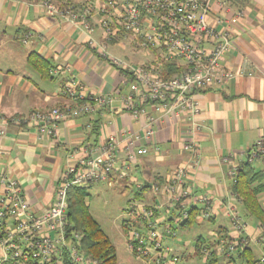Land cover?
Listing matches in <instances>:
<instances>
[{
    "label": "built area",
    "instance_id": "obj_1",
    "mask_svg": "<svg viewBox=\"0 0 264 264\" xmlns=\"http://www.w3.org/2000/svg\"><path fill=\"white\" fill-rule=\"evenodd\" d=\"M213 0H41L46 12L72 23L85 34L86 45L122 72L121 84L111 93H95L76 74H69L60 93L68 102L47 110H34L20 116L3 117L8 123L34 125L47 135L56 136L58 125L68 118L83 115L105 116L127 112L143 122L139 130L124 129L110 134L101 144L76 161L69 163L56 188L50 207L36 212L19 180L0 170V264H98L83 247L84 234L69 221L68 201L72 187L88 183H103L110 187L118 171L127 179L133 163L148 154L161 123L167 117L187 119L190 135L184 141L186 160L179 164L167 181L150 185L143 182L138 189L149 187L153 203L131 200L121 227L130 252L152 264H184L181 256L171 252L166 241L178 238L175 223L189 219L193 201L202 204L201 217L210 218L211 198L196 195L190 175L200 163V146L196 139L201 124L197 92L223 85L235 73L222 66L225 53L235 48L230 25L237 24L243 11L234 14L228 24L217 28L209 15ZM100 30V36L96 35ZM32 34L28 32L27 42ZM124 40L138 49L152 52L151 60L134 64L112 53L111 44L123 46ZM182 68L171 78H164L163 63ZM70 71L68 67L66 69ZM58 72V69L51 70ZM7 124V125H6ZM0 128V135L5 134ZM74 153L70 154L73 158ZM264 162V136L258 137L248 152L244 164ZM240 166L229 175L237 181ZM239 195L229 197L225 215L230 229L228 238L218 236L202 247L207 258L216 250L227 264H234L236 253L250 246L246 235L247 221L240 210ZM180 214L171 222L173 210ZM164 210V211H163ZM256 242L262 243L256 264H264V226Z\"/></svg>",
    "mask_w": 264,
    "mask_h": 264
},
{
    "label": "crops",
    "instance_id": "obj_2",
    "mask_svg": "<svg viewBox=\"0 0 264 264\" xmlns=\"http://www.w3.org/2000/svg\"><path fill=\"white\" fill-rule=\"evenodd\" d=\"M40 1L0 0V128L6 130L0 135V170L21 182L32 208L38 213L52 205L67 165L83 157L86 148L101 144L112 133L139 130L143 125L141 120L121 111L65 119L58 125L56 136L42 133L34 125H4L3 117L67 103L60 88L69 74H76L87 90L95 93L114 92L121 84V70L86 45L84 32L48 14ZM238 11H243L244 16L237 24L230 25L236 46L221 61L235 77L196 94L201 124L196 139L201 159L189 178L195 194L206 193L212 201L210 218L200 216L196 222L201 231L193 232L194 243L199 237L213 240L222 233L235 235L225 215L228 198L238 195L229 172L234 166L244 165L254 141L264 136V0H213L209 19L217 28H222ZM28 32L32 37L24 42ZM100 33L96 30L97 36ZM32 53L45 57L51 70L58 69V72H51L48 77L41 75L29 63ZM68 67L70 71L66 70ZM187 126L185 116L177 122L167 117L159 125L149 153L133 163L131 176L120 179L115 171L112 187L134 189L129 202L153 203L152 190L148 186L139 190L138 184L165 183L171 172L186 160L183 147L184 140L190 137ZM251 165L264 172V162L256 160ZM262 194L259 199L264 208ZM193 206L202 209L196 200ZM240 210L247 221L249 247L257 244L261 250L262 243L256 242L262 235L261 227L246 214L242 204ZM166 245L181 256L184 264L185 260H193L195 245L192 246L191 238L169 239ZM238 255L239 252L235 257Z\"/></svg>",
    "mask_w": 264,
    "mask_h": 264
},
{
    "label": "trees",
    "instance_id": "obj_3",
    "mask_svg": "<svg viewBox=\"0 0 264 264\" xmlns=\"http://www.w3.org/2000/svg\"><path fill=\"white\" fill-rule=\"evenodd\" d=\"M101 57V56H100ZM30 65L43 76H50V62L39 54L32 53L29 56ZM162 74L164 78L181 72L182 68L173 63H163ZM98 121V120H97ZM148 187H145L147 189ZM233 189L242 199V205L246 214L259 226H264V208L260 202V195L264 192V172L256 170L251 164H244L239 171L237 181L233 185ZM141 196L144 193H139ZM139 195L138 198L141 196ZM88 193L85 187H72L69 190L68 201V217L73 228L84 234L83 247L84 250L93 258L98 260V264H118V254L115 244L111 238L103 230L100 223L93 217L86 197ZM180 214L179 211L173 210L169 216V220L174 222L175 217ZM201 216L199 207H191L189 219L180 224V227H188L194 225ZM221 236L228 238L227 233H222ZM215 241V239H213ZM212 238L199 237L195 244V256L204 258L207 264H216L220 259H224L223 255H218L216 250L210 257H205L202 252V247L210 245ZM254 251L251 247H246L239 252L237 257L233 258L234 264H256Z\"/></svg>",
    "mask_w": 264,
    "mask_h": 264
},
{
    "label": "rangeland",
    "instance_id": "obj_4",
    "mask_svg": "<svg viewBox=\"0 0 264 264\" xmlns=\"http://www.w3.org/2000/svg\"><path fill=\"white\" fill-rule=\"evenodd\" d=\"M112 53L116 54L120 58L130 61L134 64H139L141 62H146L151 60L154 56L152 52L141 50L129 43L128 40H124L123 46L117 44H111L110 49ZM254 164H257L255 162ZM259 164L255 165L256 167ZM88 196L86 197V203L88 204L93 217L100 223L103 230L111 238L112 242L117 246L118 254V264H149V261L141 260L134 256L126 244L125 237L123 236V231L121 229V217L124 215V210L127 208L129 199L134 196L135 190L123 189L118 187H110L103 183H88L84 185ZM264 196V193L262 194ZM174 226L178 230V238L182 240H190L192 246L195 245L193 232H200L201 227L198 224H194L188 227H180L179 224L175 223ZM180 242H178L179 244ZM252 249L254 251L255 257L260 254V246L257 244H252ZM194 255V254H193ZM186 264H207L204 258L200 256L193 257L184 261ZM216 264H227L224 259Z\"/></svg>",
    "mask_w": 264,
    "mask_h": 264
}]
</instances>
